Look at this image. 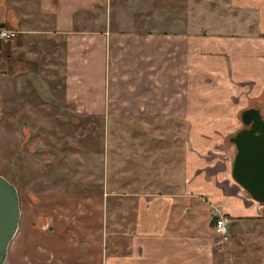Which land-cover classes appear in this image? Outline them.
Returning <instances> with one entry per match:
<instances>
[{
  "label": "crops",
  "instance_id": "obj_1",
  "mask_svg": "<svg viewBox=\"0 0 264 264\" xmlns=\"http://www.w3.org/2000/svg\"><path fill=\"white\" fill-rule=\"evenodd\" d=\"M211 1L205 9L196 0L193 5L178 0L154 6L145 15L153 25L138 29L115 28L109 0H0V23L9 21L6 27L19 31L16 40L0 39V94H65L73 115L105 121V136L111 116L139 122L136 130L141 131H170L171 125L158 123L171 118L186 120L187 127L183 160L175 169L171 167L175 172L180 169L183 180L174 190L123 193L121 184L135 187L137 182L132 180L138 179L141 168L151 171L141 164L142 157L152 154L153 144L145 135L130 140L132 150L120 147L127 143L122 137L115 138L119 144L114 145L112 175L107 173L106 155L97 150H84L82 155L73 152L80 157V168L95 180L89 185L92 189L85 197L63 193L44 199L43 205L29 203L22 208L25 220H20L21 231L15 235L20 249H9L5 264L9 260V264H38L49 249L55 250L57 264L65 260L66 264H235L238 257L243 259L241 264H264L260 202L230 184L223 137L214 134V128L200 126L193 116L195 109L187 106V94H230V83L255 75L264 82V0ZM230 3L232 11L243 18L244 13L249 17L254 12L258 28L251 30L249 18L239 20L236 13H230ZM206 12L221 20V27L202 28L198 18ZM231 23L246 31L231 34ZM252 51L258 59L244 56ZM28 85H35L34 89ZM117 129L125 131L126 127L118 125ZM163 146L169 144L162 141L165 152ZM211 146L216 152L213 158L205 156L204 150L196 153ZM112 195L134 198L126 205L119 200L110 205ZM205 205L211 225L202 218L186 220V213L199 214ZM214 208L232 220L249 218L239 231L246 235L251 231L252 237L247 235L245 242L248 251H230V239L236 240L230 224V239H219ZM47 217L50 226L43 228ZM22 229L28 232L24 241ZM110 232L115 240L108 255ZM39 236L47 246L40 243L31 249L28 241Z\"/></svg>",
  "mask_w": 264,
  "mask_h": 264
},
{
  "label": "rangeland",
  "instance_id": "obj_2",
  "mask_svg": "<svg viewBox=\"0 0 264 264\" xmlns=\"http://www.w3.org/2000/svg\"><path fill=\"white\" fill-rule=\"evenodd\" d=\"M109 1L111 2L110 20L115 28L148 29L146 25L149 24V27H151L153 23L147 22L145 15L150 13L154 6L157 9L159 5H163L167 2L170 3V1H172V3L177 2L178 0ZM196 1L197 3L201 2L204 5V9L210 8L212 5L211 0ZM187 2L193 5V0H187ZM231 7L230 3V13H236L239 20L250 19L251 30L254 31L258 28L259 18L254 12L250 13L249 17L244 13L243 18L241 13L237 14V11L235 9V11H232ZM107 12H109V8ZM198 23L202 28H207L208 30L211 29L210 26L221 27L222 24L221 20L217 18L214 19L210 12L202 14V16L198 18ZM235 24L236 23H231L230 25L231 34L236 32L244 33V31H246L242 30V28L241 30H237L239 28L236 27ZM244 56L250 57L252 60L259 58L258 53H255V51H252L250 54L247 52ZM247 60L249 62L248 58H246L245 62ZM257 76L258 75H255L242 82L230 83V94H187V106L188 108L195 109V115L193 116L197 118L199 125H206L205 127L214 128V134H220L221 137H223L225 144L223 155L225 157L228 156V160H230V173L228 172L230 184L240 189L244 188L235 180L232 172L237 148L234 143L230 142L229 138L244 126L241 119V111L244 108L257 106L260 103L264 113V82ZM28 83L31 84L30 82ZM34 86L35 85H28L29 88L33 89ZM31 93L0 94V174L7 177L18 187L21 209L26 208L29 203H40V205H43L44 203H42V201L44 199H49L51 196L56 198L58 194L63 193H76L82 197L87 196V192L92 189L89 185L91 182H95V180L89 178L88 171L84 172L80 168L82 167L81 162L77 164V160L79 161L80 159L78 158L80 157L77 155V157H74L72 154L78 151V153L82 155L84 150L99 151L101 156L106 155L107 173L111 174V168L113 167V151L116 149L114 145L117 143L115 142V138H117V136L122 137V139L127 142L125 145L122 140L120 143L124 145L119 146L121 148L127 146L129 150L133 148L130 146V140L132 138L136 139L138 135H145L147 142L150 141L149 144H153L150 150L152 154L150 153L148 156L141 158V164L148 167L151 171L147 173L141 168V171L137 173L138 179L132 180L137 182L135 187L130 188L128 186L129 184L126 182L121 184L120 187L123 193L135 189L162 191L163 189L174 190V186L180 188V183L183 182L180 178V169L178 168L176 172L174 169L178 167L179 163L183 160L184 147L182 145L187 128L184 124L186 120L183 121L184 119L171 118L168 119V121L163 119L165 122L161 123L155 121L158 124L164 123V125H171L170 131L166 128L165 130L150 128L147 129V131L142 128L141 131L136 130L140 128L139 122L133 123L130 118L127 121L123 117L111 116L106 120L108 130L105 136V121L100 118L93 119L91 117L73 115V106L66 102L65 94ZM168 122L170 124H168ZM187 122L189 121L187 120ZM118 125L120 127H126V130L118 131ZM8 126H11L10 129H8ZM134 131L135 135L133 137ZM163 135L166 136H164V139H162ZM162 141L163 145L169 144V147L163 146L164 148L167 147L165 152L161 150ZM118 144L119 143H117V145ZM200 150H204L203 153L205 156L210 155L213 158V156L216 155L214 146L199 148L196 153L199 154V152H201ZM127 157L129 158L130 156ZM120 158H122V156ZM123 158L126 159L125 157ZM164 162H167V164ZM169 163H171V166L168 165ZM139 165L140 164L137 166ZM223 172V178L226 180L228 178L226 167L223 168ZM123 181L120 180V183H123ZM109 182L115 183V180L109 179ZM152 183L154 185L153 188H151ZM133 198L134 196L130 195H112L108 199L110 205L116 203V200L126 205L131 203ZM200 211L201 213L199 214L194 212L186 213V220L202 218L211 225L210 222L212 221V217L208 214L209 207L205 205ZM21 219L24 222L25 218L22 214ZM43 219L46 220V223H49L50 226L51 219L49 217ZM248 220V217H235L230 223V228H232V230L234 228V238L236 239L235 241L230 239L231 252L235 251L242 253L246 249V251L249 250L245 242L247 235L248 238L252 237L251 231L247 233V235L243 234L242 231L239 232L242 224L248 223ZM261 222L264 223V220ZM263 223H260L262 225L260 227V233L264 235ZM110 230L112 231V229ZM20 231L21 230L18 231L17 235H19ZM22 231L24 233L22 232L20 239L24 241L28 237V235H26L28 232L26 233L24 229H22ZM43 234L44 236L47 235V233ZM43 240L45 241L43 237L39 236L31 238L28 243L30 242V247L33 249L40 243L44 244L45 242ZM114 240V233L110 232L107 238L108 255L113 252ZM117 241L121 245L122 251V238L118 237ZM9 247L11 252L19 251L18 238L16 239L14 237ZM234 260L235 264H241L243 262V259L239 257ZM10 262L11 260H9L7 264ZM36 262H39L38 264H57L59 259L55 250L49 249L45 251L42 258L38 259ZM64 264H66V260Z\"/></svg>",
  "mask_w": 264,
  "mask_h": 264
},
{
  "label": "water",
  "instance_id": "obj_3",
  "mask_svg": "<svg viewBox=\"0 0 264 264\" xmlns=\"http://www.w3.org/2000/svg\"><path fill=\"white\" fill-rule=\"evenodd\" d=\"M241 119L245 125L230 136L237 151L233 163L235 180L260 202L264 208V116L261 104L244 108ZM20 194L18 187L0 174V264H5L9 246L18 232L21 220ZM49 223L43 225L48 228Z\"/></svg>",
  "mask_w": 264,
  "mask_h": 264
},
{
  "label": "built area",
  "instance_id": "obj_4",
  "mask_svg": "<svg viewBox=\"0 0 264 264\" xmlns=\"http://www.w3.org/2000/svg\"><path fill=\"white\" fill-rule=\"evenodd\" d=\"M19 31L11 27H2L0 29V39L14 40L17 39ZM214 214V230L221 241H228L230 239L229 224L232 219L226 212H219L218 209H213Z\"/></svg>",
  "mask_w": 264,
  "mask_h": 264
},
{
  "label": "trees",
  "instance_id": "obj_5",
  "mask_svg": "<svg viewBox=\"0 0 264 264\" xmlns=\"http://www.w3.org/2000/svg\"><path fill=\"white\" fill-rule=\"evenodd\" d=\"M9 24H10V22H9V21H7V22H4V23H0V29H1L2 27L9 26ZM229 140H230V138H229ZM230 142H231V141H230Z\"/></svg>",
  "mask_w": 264,
  "mask_h": 264
},
{
  "label": "flooded vegetation",
  "instance_id": "obj_6",
  "mask_svg": "<svg viewBox=\"0 0 264 264\" xmlns=\"http://www.w3.org/2000/svg\"><path fill=\"white\" fill-rule=\"evenodd\" d=\"M261 112H262V114H263V116H264V113H263V111H262V108H261ZM250 125H245L244 124V126L242 127V128H244V127H249ZM263 210H264V208H263Z\"/></svg>",
  "mask_w": 264,
  "mask_h": 264
}]
</instances>
